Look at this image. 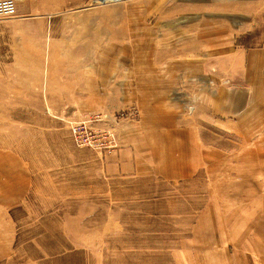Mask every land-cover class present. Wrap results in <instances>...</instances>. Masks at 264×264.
<instances>
[{
	"label": "rangeland",
	"instance_id": "1",
	"mask_svg": "<svg viewBox=\"0 0 264 264\" xmlns=\"http://www.w3.org/2000/svg\"><path fill=\"white\" fill-rule=\"evenodd\" d=\"M13 2L14 13L0 16V264H234L236 254L240 260L232 241L239 233L225 231L226 214L242 204L235 152L228 164H215L221 170L214 187L200 172L182 182L109 177L100 157L119 146L117 125L136 118L122 111L135 105L109 114L91 100L64 96L88 74L82 64L119 57V40L158 33L175 52L184 45L197 53L198 42L230 33L242 48L262 46L264 0ZM115 64L106 67L121 66ZM88 113L107 115L92 126L113 131L109 150L72 142L69 123ZM240 142L202 138L222 151ZM238 219L233 228L244 225Z\"/></svg>",
	"mask_w": 264,
	"mask_h": 264
},
{
	"label": "crops",
	"instance_id": "2",
	"mask_svg": "<svg viewBox=\"0 0 264 264\" xmlns=\"http://www.w3.org/2000/svg\"><path fill=\"white\" fill-rule=\"evenodd\" d=\"M162 39L156 33L131 43L119 40V57L82 64L88 74L73 82L64 97L91 100L109 114L135 105L136 118L117 125L119 146L98 155L109 177L154 175L182 182L200 172L206 187H214L221 170L215 164H228L235 152L242 204L226 214L231 219L225 231L239 233L232 241L241 258L236 254L234 264H256L264 258V44L245 49L225 33L201 46L198 42L193 53L184 45L175 52ZM113 62L121 66L106 67ZM218 134L242 142L228 151L202 144V138ZM208 197L212 219L215 199ZM236 217L235 223L243 219L244 225L233 228ZM252 256L259 257L255 261Z\"/></svg>",
	"mask_w": 264,
	"mask_h": 264
},
{
	"label": "built area",
	"instance_id": "3",
	"mask_svg": "<svg viewBox=\"0 0 264 264\" xmlns=\"http://www.w3.org/2000/svg\"><path fill=\"white\" fill-rule=\"evenodd\" d=\"M15 11V3L13 0H0V16H10ZM131 113L136 115L133 106L127 107L123 114ZM107 117L106 114H86L79 121H72L68 125L72 142L77 146H88L98 150L107 149L115 145V134L110 128H97L92 126L94 121H101ZM256 264H264V258Z\"/></svg>",
	"mask_w": 264,
	"mask_h": 264
}]
</instances>
